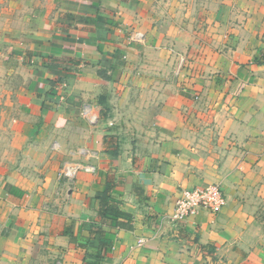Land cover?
Returning <instances> with one entry per match:
<instances>
[{"label": "crops", "instance_id": "crops-1", "mask_svg": "<svg viewBox=\"0 0 264 264\" xmlns=\"http://www.w3.org/2000/svg\"><path fill=\"white\" fill-rule=\"evenodd\" d=\"M44 8L6 41L25 111L0 172V259L264 264V0ZM216 183L218 213L170 221L181 189Z\"/></svg>", "mask_w": 264, "mask_h": 264}, {"label": "rangeland", "instance_id": "rangeland-1", "mask_svg": "<svg viewBox=\"0 0 264 264\" xmlns=\"http://www.w3.org/2000/svg\"><path fill=\"white\" fill-rule=\"evenodd\" d=\"M52 0H0L2 7H10L11 17H0V172L11 170L17 157L19 122L25 111L22 102L24 81L18 71L17 63L12 60V55L6 49V41L10 39L23 25L17 20L23 14L43 11ZM28 4L29 9L23 8ZM31 5V6H30ZM22 7V8H21ZM14 37V36H13ZM92 114H95L93 111ZM12 152V153H11ZM12 154V158L10 155ZM0 264H17L7 259H0Z\"/></svg>", "mask_w": 264, "mask_h": 264}, {"label": "built area", "instance_id": "built-area-1", "mask_svg": "<svg viewBox=\"0 0 264 264\" xmlns=\"http://www.w3.org/2000/svg\"><path fill=\"white\" fill-rule=\"evenodd\" d=\"M92 121L97 119L96 114L91 117ZM75 172L74 167L64 168L60 174L71 177ZM226 199L221 187L216 184L206 186H197L191 189H181V192L175 200L173 213L170 215L172 223H179L200 211H207L216 214L225 205Z\"/></svg>", "mask_w": 264, "mask_h": 264}, {"label": "trees", "instance_id": "trees-1", "mask_svg": "<svg viewBox=\"0 0 264 264\" xmlns=\"http://www.w3.org/2000/svg\"><path fill=\"white\" fill-rule=\"evenodd\" d=\"M113 184L112 183H110L109 185H108V187H107V189H106V192H105V195L106 194H108L109 193V191L113 188ZM105 195L104 196H101L100 197V201H101V213H103V214H105L104 212H113V213H118L119 214V212H118V210L117 209H115L114 207H112L111 205H108L106 202V199H105ZM107 196H109V195H107ZM110 212V213H111Z\"/></svg>", "mask_w": 264, "mask_h": 264}]
</instances>
